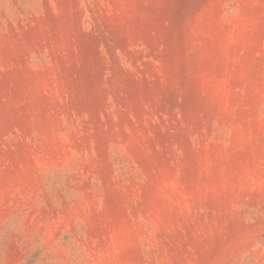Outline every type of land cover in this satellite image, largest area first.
<instances>
[{
    "label": "rangeland",
    "instance_id": "374dc122",
    "mask_svg": "<svg viewBox=\"0 0 264 264\" xmlns=\"http://www.w3.org/2000/svg\"><path fill=\"white\" fill-rule=\"evenodd\" d=\"M0 264H264V0H0Z\"/></svg>",
    "mask_w": 264,
    "mask_h": 264
}]
</instances>
